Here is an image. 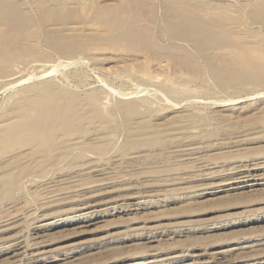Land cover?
<instances>
[{
	"label": "rangeland",
	"instance_id": "obj_1",
	"mask_svg": "<svg viewBox=\"0 0 264 264\" xmlns=\"http://www.w3.org/2000/svg\"><path fill=\"white\" fill-rule=\"evenodd\" d=\"M14 1H28L25 8L36 12L29 1L37 0ZM58 1L73 3L77 21H34L21 39L25 62L11 59L13 68L0 72V156L10 151L2 138L14 127L18 90L44 80L64 96L61 105H71L56 131L81 143L40 168L34 159L24 161L26 169L0 168V184L10 174L18 182L0 191V264H34L25 247L39 234V264H152L154 253L165 257L154 264H188L195 253L203 264H264V0H220L221 46L209 45L218 38L201 50L186 45L201 76L167 59L170 49L159 36L162 47L152 54L103 34L91 1L115 0ZM36 24L82 47L60 53ZM213 55L236 58L224 81L206 65Z\"/></svg>",
	"mask_w": 264,
	"mask_h": 264
},
{
	"label": "bare ground",
	"instance_id": "obj_2",
	"mask_svg": "<svg viewBox=\"0 0 264 264\" xmlns=\"http://www.w3.org/2000/svg\"><path fill=\"white\" fill-rule=\"evenodd\" d=\"M26 2L28 1L0 0V60H4V61L7 60L5 64L2 67H0V72H3V71L5 72L6 69L8 70L9 67L11 68L10 66L12 65L10 64L11 59L13 60L16 59V61H19L20 59L22 60L23 56L28 53V48H25L21 45V39L24 37L25 28H27L31 23L36 21L40 23L41 25L43 24L44 26L47 25V23H54L52 24L53 26H60L56 24H61V23L69 24V22H76L77 19L79 18L78 14H75L74 8L71 5L73 3L72 2L70 3V1H58V0L29 1V3L33 4V6L35 7L36 12L34 13H36L35 14L36 16L33 13L35 18L33 17V15L29 13V11L30 12L32 11L29 9L27 10V7L25 8V6L28 4L27 3L25 5ZM154 3L156 2L155 1L150 2V1H144V0H115V1H112L111 4H99L98 2L91 1L89 13L93 16L95 21L103 28L104 32L102 33L106 34L108 38H113V39L124 41L126 43L134 44L135 45L134 47L136 50L140 49L137 47L138 45H142V47L145 50H149L151 51L152 54H154L157 47L158 48L162 47L160 44H158L157 37L159 36L160 38L165 39L166 44L164 45L165 46L167 45L170 51L171 50L182 51V52L184 51L183 55L182 54L175 55L173 53H169L170 51H168V54L165 55L167 59L177 62V63H181L185 66H190L191 69L194 71V75L201 76L200 74L201 68L199 70L200 66H198L199 63H197V61H193V62L191 61V54L188 53L189 47H186V45H192L193 47H195V49L201 50L203 49L204 45H206V43L208 42V39L218 38L219 41L212 40L209 42V45H212L215 47L221 46L220 39L222 38L224 34V29L219 24V22L222 21L219 17V11L223 8V4L221 3L220 0H199V1L197 0H194V1L163 0V1H160V4L158 5L157 3L156 4ZM158 9H161V11L159 10L160 11L159 12ZM262 24H264V22H262ZM38 26L40 25H37V27ZM41 27L42 26L39 27L40 31H41ZM71 28H74V27H69L68 30H74ZM44 29H45V36H46L45 40L53 48L55 47L56 48L55 50H59L60 53L61 52L69 53L75 50L76 48L82 47V45L79 44L77 41L70 40L71 38H74L73 36H71L70 39H68L67 37L65 38L64 37L65 35H63L62 31L59 29H52L51 27L50 29L47 27L46 28L44 27ZM39 41H42V40L40 39ZM185 48H188V49L186 50ZM55 52H58V51H55ZM46 54H47V51L45 55ZM213 59H217V60L219 59L220 65L219 66L216 65ZM254 60L257 61V63L255 64L258 65L259 59L256 58ZM22 61L25 62L24 60ZM206 61H207L206 65H208L209 67L208 69L211 71L213 76L216 79L219 78V81L221 82V81H224L222 79V76L227 74L228 67L236 61V58L232 62V60L228 58H222L221 55H215V56L213 55L209 59L207 58ZM17 63L18 62H15V65ZM208 73L210 74V72ZM7 74L3 76H6ZM42 76L43 75H41V77ZM46 76L47 74H45V77ZM4 78H7V76ZM25 80H27V78L22 81H25ZM18 83H21V81L20 82L18 81ZM53 84L54 83H52L50 80H44V81L36 82L34 84L31 83L30 85H27L24 88L20 87L21 89L18 90L20 91L18 93L19 98L15 101V103L17 102V106L15 110H13L12 108L10 109L11 112L9 111L10 114L12 113V116L10 117L11 119L13 118L14 127L13 129H10L8 131L6 130L7 131L6 135L2 138L4 142L6 141L10 145V148H9L10 151L6 155L5 153L8 150L6 152L5 151L3 152L5 157H1L3 155H1L2 152L0 153L1 155L0 156V168L6 169L7 166L9 165H17V164L20 165V164H24V161L26 163V161L33 160V159L36 161L38 167L40 168L45 163L51 160H55V158L61 160L63 155L68 154L66 150L73 149L81 143L80 137L73 135L72 132H68V131L57 132L56 131L57 130L56 126H59L64 122V119H62V114L64 113L66 108H70L71 105L66 107L60 104L59 102L60 98H64V96L61 95V93L58 92L57 89H55V86ZM127 103L128 101L126 102V104ZM123 104L124 103L122 100V104L120 105H123ZM132 104L128 105L129 106L128 108H130L129 109L130 112H134L137 108L136 107L137 105L134 106ZM16 120L20 121L23 125L21 127H18L16 125L18 123L16 122ZM23 129H26L27 133H25L23 137L16 139L17 132ZM107 137H105V139H107ZM12 143H14L15 145ZM182 144L185 145L184 142ZM193 146L194 145H192L191 148L193 150L194 149L196 150V148ZM58 149L63 150L64 152L60 154H57V153L52 154V152L50 151L52 150L54 152H57ZM183 150L179 149L177 151H183ZM191 152H188V153H191ZM190 156L192 157V155ZM193 158H190V159H193L196 161L199 160V158H197L196 156ZM19 165L16 166V169L22 170L23 167L25 166V164L24 166H19ZM245 167H246V164H245ZM24 168L26 169L27 167L25 166ZM255 173L253 174L255 175ZM14 176L15 175L11 176V174L10 176L8 175V179H5V181H3V183L0 184V191L2 189L7 190V188L9 187H11L12 189L13 185L14 184L16 185V183H18ZM6 177H3V178H6ZM70 187H74V186L72 185ZM88 195L86 196L84 194L83 197H88ZM2 212L4 211L2 210ZM5 222H6V219H2V216H0V230H3L1 228L2 226L5 225ZM41 225H46V223H43ZM41 238L42 237L40 236V234L34 235L32 238H30L31 239L30 244L25 247V250L31 253V258L34 264H39L38 262L43 259L42 256L43 254H45L43 251L44 240H42ZM21 240H18L19 244H21ZM13 243L17 244L15 241ZM10 244L12 243L10 242ZM16 246H20V245H16ZM158 256L159 254L154 253L153 259L155 260H150L149 263L154 264L156 262H163L165 260L164 259L165 257L158 258ZM200 257H202L200 253L192 254L191 261L188 264L198 263L199 262L198 260L200 259ZM199 263L203 264L205 262L201 260Z\"/></svg>",
	"mask_w": 264,
	"mask_h": 264
}]
</instances>
